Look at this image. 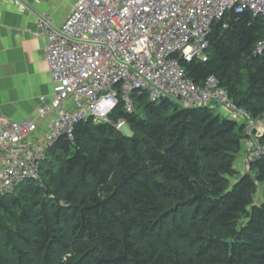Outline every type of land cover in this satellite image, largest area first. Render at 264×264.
I'll use <instances>...</instances> for the list:
<instances>
[{
    "label": "trees",
    "instance_id": "trees-1",
    "mask_svg": "<svg viewBox=\"0 0 264 264\" xmlns=\"http://www.w3.org/2000/svg\"><path fill=\"white\" fill-rule=\"evenodd\" d=\"M208 39L206 62L182 63L187 76L200 86L214 76L262 121L264 19L231 12ZM133 99V113L121 102L111 122L77 123L38 179L0 196V264H264V154L238 170L245 124L209 106Z\"/></svg>",
    "mask_w": 264,
    "mask_h": 264
},
{
    "label": "built area",
    "instance_id": "built-area-1",
    "mask_svg": "<svg viewBox=\"0 0 264 264\" xmlns=\"http://www.w3.org/2000/svg\"><path fill=\"white\" fill-rule=\"evenodd\" d=\"M7 1L28 8L29 0ZM247 10L264 19V0H77L61 26L49 15L39 17L53 92L37 116L53 120L40 138L36 121L0 118V196L38 179L47 150L62 136L72 139L77 123L90 117L111 122L121 102L133 113L134 93L152 102L170 99L185 107L227 111L244 121L249 161L264 154L259 121L238 108L214 76L200 86L182 66L206 62L212 25ZM263 50L264 41L255 53ZM113 124L121 130L125 122Z\"/></svg>",
    "mask_w": 264,
    "mask_h": 264
},
{
    "label": "crops",
    "instance_id": "crops-1",
    "mask_svg": "<svg viewBox=\"0 0 264 264\" xmlns=\"http://www.w3.org/2000/svg\"><path fill=\"white\" fill-rule=\"evenodd\" d=\"M77 0H29L27 10L0 0V118L14 121L34 120L38 134L50 130L52 117L38 119V109L51 102L53 86L45 61L46 38L38 18L49 15L61 26L71 15ZM219 112L234 120L232 114ZM261 121V131L264 124ZM262 133V134H263ZM35 144L41 140L37 138ZM3 158L0 154V168Z\"/></svg>",
    "mask_w": 264,
    "mask_h": 264
},
{
    "label": "rangeland",
    "instance_id": "rangeland-1",
    "mask_svg": "<svg viewBox=\"0 0 264 264\" xmlns=\"http://www.w3.org/2000/svg\"><path fill=\"white\" fill-rule=\"evenodd\" d=\"M264 120V119H263ZM99 121V120H97ZM239 123H244L243 120L239 119L238 120ZM259 123H261V121H259ZM263 124H264V121H263ZM260 128V129H259ZM259 131H258V134L256 132L257 135H262L263 131H261V126L259 125ZM121 131L123 133H125L126 135H130L131 134V130L130 128L128 127V125L125 123L122 128H121ZM243 152L241 153V156L238 158V170L244 172L247 168V162L249 161V150H250V147L247 145V143L245 142L244 140V148H243ZM1 154V153H0Z\"/></svg>",
    "mask_w": 264,
    "mask_h": 264
}]
</instances>
